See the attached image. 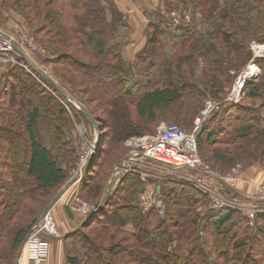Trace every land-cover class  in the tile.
<instances>
[{
    "label": "trees",
    "instance_id": "1",
    "mask_svg": "<svg viewBox=\"0 0 264 264\" xmlns=\"http://www.w3.org/2000/svg\"><path fill=\"white\" fill-rule=\"evenodd\" d=\"M102 1L0 0V19L12 14L20 16L24 20V27L29 28V32L47 49L52 58L62 57L54 61L56 68H66L65 72L81 79L79 83H69L75 93L79 94L78 91L81 90L92 95L93 101L101 103L105 100L104 102L111 107V114L117 112V117L121 116V111L127 110L129 116L132 113L139 121L145 122V128L151 124H158L161 120L167 121L170 117H174L178 125L181 126L182 123L184 125L185 117L181 115L180 109L185 106V100L200 104L205 97V94L198 92L199 86H204L205 89L212 87V93H215L213 96L224 101L226 85L235 82L241 69L253 60L248 43L253 39L264 42V0H225V5L220 4V0H175L182 5L192 4L195 10L198 9L197 11L204 14V23L210 21L212 26V29L206 32L183 28L185 30L180 35L179 48L190 49L193 54L176 59L175 65L172 63L171 66H165L167 69L170 68L168 73H171L175 68L192 65L190 73L193 76L184 75L182 79L185 84L169 82L163 87L156 86L153 89H146L148 84L146 86L140 83L138 89L145 90L133 94L127 89L131 83L128 71L120 63L113 61V57L119 58L117 62L122 59V51L120 55H115L120 46L110 47L112 35L117 36V30L113 29L109 34L103 31L105 27L108 31L118 28L123 21L128 28L127 16L121 9L119 10L113 0H107L109 10L99 6ZM165 1L166 8H171L172 0ZM159 11L155 8L152 11L146 9L145 13L153 14L157 18L155 14ZM253 11L262 13L256 24L248 19ZM214 12L219 13L218 18L222 22L216 24L217 16ZM79 13L81 16L78 15ZM233 13H236L237 20L232 17ZM165 20L160 14L159 21L153 19L143 24L145 34L148 36L147 52L157 49L161 44V38L167 28V20ZM0 29L3 28L0 26ZM210 35L212 40L217 41L216 44L207 45L206 39L208 37L211 40ZM208 55L217 57V62H211ZM199 58L206 67L202 71L200 81L196 78ZM20 61L25 62L24 59ZM218 61L221 64H218ZM254 61L264 71V58ZM222 62L228 64L224 65ZM207 64L217 69L207 71ZM229 70L235 71L236 76L229 75L228 79L222 81L221 78L225 77L223 71ZM104 74L114 81L107 84V81L102 79ZM37 81L33 75L19 67L0 72V161L2 162H0L2 182L0 255L7 251L5 247L8 242L16 258L29 233L42 216L40 214L37 218L33 217L28 227L26 225L21 228L16 225L20 217L18 212L20 213L27 200L35 199L39 192H50L52 195L50 200H53L71 179L70 171L77 162L72 144V127L63 123L62 111L48 116V123L56 122L55 127L54 123L48 124V132L52 136L49 145L47 146L40 139V129L45 128L46 123L39 100L42 97H38L43 88ZM76 84L80 89L75 87ZM31 87L33 91H30ZM215 88H218V91ZM261 96H264V82L248 81L242 98L258 100ZM31 102L34 104L30 107ZM57 103L55 105H58ZM225 104L224 107V103L222 104L220 110L201 129L197 138L201 156L207 162L213 153L219 154L216 153L219 149L214 152L212 148L214 145L237 144L240 145L237 151L249 154L248 157L252 158L250 162H254V158L259 159L258 167L264 171V126L260 124L262 120L260 110L248 108L244 116L237 115L233 120L235 122L229 124L231 127L229 130H226L227 127H219L220 133L224 135L221 139H217L215 132L205 128L218 118H221L220 122L223 123L226 120L231 121L226 112H233L232 109L236 108L234 113L237 114L239 108L237 105ZM129 105L133 106L130 111ZM192 107L189 108L191 112L197 110L196 106ZM90 112L95 118L94 111L90 110ZM121 118H119L121 127L118 129L112 126L111 135L108 133L104 136V129L100 125L103 134L100 138L101 143L104 146L108 143L109 147L106 150L100 148L86 170V178L80 187V193L88 192L87 196H91L90 199L101 198L111 168L119 158L111 160L117 147H122L126 140L143 133L137 124L128 118ZM205 146H208L206 150L212 149L213 152L205 153ZM64 150H67L66 162L72 164L68 168L62 166L61 158ZM250 150L253 152H249ZM221 152L219 158L223 166L237 164L234 156L231 155V150H221ZM206 156H208L207 160ZM228 156L231 161L226 163L225 158ZM215 165L217 166L216 163ZM162 182L164 188L162 194L171 213L181 210L178 216L183 222L180 226L182 232L173 229L174 224L170 216L169 219L161 220L155 207L145 210L141 206V194L145 192L147 185L139 175L128 174L122 179L115 192L107 197L103 208L99 210L102 198L96 204L97 212L90 220L84 222L82 229L91 227L92 224H99L101 234L98 235L99 231L96 229L93 238L92 236L77 238L90 264H112L116 258L118 262H123L122 264H264V215L257 217L253 225L244 216H240V213L232 211L211 212L206 209L201 215L198 211L199 207L201 205L207 207L208 204V200L202 194L179 183ZM71 189L65 195L73 194L75 191L72 195L73 199L77 192ZM183 194L185 197H182ZM182 198L187 202V206H176V202L183 201ZM69 210L76 220L75 213L71 208ZM52 211L54 214V210ZM226 228H228V238L221 235ZM76 236L80 237V234ZM65 239L75 238L69 234ZM159 252L161 256H158ZM212 259L215 263L211 262ZM67 261L69 264H80L78 257L69 256ZM6 263L1 256L0 264Z\"/></svg>",
    "mask_w": 264,
    "mask_h": 264
},
{
    "label": "rangeland",
    "instance_id": "2",
    "mask_svg": "<svg viewBox=\"0 0 264 264\" xmlns=\"http://www.w3.org/2000/svg\"><path fill=\"white\" fill-rule=\"evenodd\" d=\"M116 4V6L119 8V10L121 9L127 16L126 21L128 24V28H126V22L123 21L122 24H120L118 26V28H112L111 30L108 31V28H104L103 31L106 34H109L110 32L113 31V29L117 30V36L113 37L112 35V41L110 44V47L113 48L114 45H119L120 47L117 49V53L115 54L116 56L120 55L121 51H122V59L120 58V61L117 62V60H119V58H114L113 57V61L115 63H120L124 68H126V70L128 71V77L129 80H131L130 84L128 85L127 89L131 90V92L133 94H138L139 92L145 90H139V84L142 83V85H146L148 84L146 89H153L156 86L159 87H163L166 84H169V82L171 83H175V84H185V82H183L182 77L184 75H187L188 77L193 76L192 73H190L191 68L193 67L191 66H186L183 65L181 67H179V69L175 68L173 69V71H171V73H168L170 71V68L167 69L165 66H171L172 63H174V65L176 64L175 60L178 58H184L185 56H189L192 53V51L190 49L185 50L184 48H179L181 45V40H180V35L182 34V31L184 32L185 29L183 28H192L194 31H198V32H206L208 29H212L211 26V22L207 21L206 23H204L203 21V17L205 18L204 14L201 11H197L195 10L196 8H194V6L192 4L189 5H182V4H178L177 1L172 0V7L166 8V4H165V0H113ZM146 1L149 2V5L151 6L150 8H146L144 6V4H146ZM209 1V0H208ZM220 4H224L225 5V0H220ZM99 6L101 7H105L107 10H109V3L107 2V0H103L102 3H99ZM139 8V9H138ZM155 9L160 10L159 13H156L155 15L157 16L154 17L153 14H150L147 16L146 19H144V23H149L150 20H155L159 21L160 20V14L162 12H167L169 17H165V16H161L163 18H165L166 22V33L163 35V37L161 38V44H159L157 46V49L155 50H150L149 52H147L148 50H146L147 46H148V36H146L145 34V30L143 32V34L141 35H136L135 33H132V29L134 28L133 26L135 24H139L137 19V15H143L144 17V11L147 9L148 11H152ZM169 8V10H168ZM138 9V10H137ZM234 12V11H232ZM215 19L217 20V23L222 22L221 19H219L218 17L220 16L219 13L214 12ZM78 15L81 16V14L79 13ZM140 15V16H141ZM173 15H176L173 17ZM262 13L255 12L253 11L252 13H250V15L248 16V19L250 21H252L253 24H256V22L258 21V17L261 16ZM149 17V18H148ZM232 17L237 20L236 17V13L232 14ZM145 18V17H144ZM218 18V19H217ZM164 20V19H163ZM141 24V27L145 28L144 25ZM0 26L4 29H0L1 31L5 32L6 34L10 35L13 39H15L22 47L23 49L29 54L30 58L33 60V62L39 66V68H41L42 70H44L45 72H47L50 76H52L55 81L62 87V91L64 90V92L69 96V98L73 101V103H76L79 106V109L74 108L72 105L69 104L68 100L57 90V88H55L52 84H50L49 82H45L46 80H44L42 77H40L39 75H37L27 64L26 62L21 63L22 61H20V59H23L22 56L15 51V53H0V72H6L9 68H13V67H19L22 68L23 70H25L26 72L30 73L31 75H33L39 82V84H41L43 90L46 92H43V90L40 91V95L38 97H42L40 100L43 110H44V120H45V128L44 127H40V132H41V137L40 139L42 140L43 143H46L47 146L49 145V142L51 141L50 138H52L51 134L48 132V124H52L54 123V127L56 125V122L53 123H48V116L49 114H55L59 111L63 112V123L65 122V125H71L72 129H71V134L73 136L72 139V144H73V150H75L76 155H77V162L75 163V167L70 171L71 176L73 177L81 168L82 166L86 163L89 155L91 152H93V148L96 146V142L98 140L101 141V136H103L102 132L99 131V133L95 130L94 126L92 125V123L90 122V120L83 114V112L80 109V105L85 106L89 112L94 111V115L95 118H97L96 121H98V126L100 128V125L102 126V128L104 129V136L107 135L108 133L110 134V129H112L113 127H117L118 129L121 127V121L119 120V118H128L129 120H131L134 124H137V126L140 128L139 130L142 131V135L139 136H133L131 138H129L128 140H126V142L123 143V146H119L117 147L116 151H115V155L111 157V160L113 159V161L115 160L116 157L118 158V161L116 164H114V166L111 168V172L109 175V178L107 180L106 183V187L105 190L101 196L100 199H102V201L100 199H96V198H92L90 199L91 196H87L88 192H81L80 193V187L83 184L86 175L85 173L82 175L81 180L79 181V183H77L74 187H72L71 191L77 190L76 192L79 194L80 198L86 202L88 205H90V207H96L97 203H99V201H101V203L99 204V206H101L105 203V200L107 199V197L115 192V190L120 186V182L122 181V179H124L128 174H139L140 176H146L145 179L146 181L141 180L147 185V189H145V192H143L141 194V198L143 196H145L146 194H148L149 192H152L153 187H154V192H159L160 196L164 199V195L162 194V181H157L156 179L159 177H164L166 172L164 170L160 169H156V171H152V173H149L145 170H143L142 168H140L138 166V162H135V164L132 165L131 170L134 171V173H131L132 171H129L128 173L124 174L123 176H121L119 179L118 176L117 178H115V174H116V167L121 165L123 163V161H125L127 158H129V155H131L134 151H135V145L136 142H138V140H141L145 137H149V136H156L158 135V133L161 131V128L165 125H169V124H177L178 122L174 119V117H170L169 119H167V121L165 120H161L158 124H151L150 126H146V128L144 127L145 122L139 121L137 119L136 116H134V114H130L128 111H121V116L117 117V112H114V115L111 114V107H109L106 102H101L100 101H93L91 100V96L89 94H86L83 91H78L79 94L75 93L72 89L71 86L69 85L70 82H76L79 83L81 82V79L78 78L77 76H75L72 73H68L65 72L64 69H59L56 68L54 61L59 60L60 58H62L61 56L57 57V58H52L51 55L48 53L47 49L34 37V35H32L31 32H29V28L28 27H24V20L21 19L20 16L17 15H11L8 17H4L0 19ZM140 27V29H142ZM108 31V32H107ZM109 37V35H108ZM138 37H142L144 39V45L141 48V50L138 52V48L139 45L134 44V42H136L135 40L138 39ZM211 40H212V36L210 35ZM210 39H206L207 41V45H214L217 43L216 40H212ZM259 46H264V42H259L257 39H253L251 42L248 43V47L251 50L252 56H253V60H254V56L258 59L260 58H264V57H259L261 56L258 52L256 47ZM128 47H130V50L132 49V55H133V62L130 63V61H128V56L126 50ZM255 48V51H253ZM146 50V51H145ZM145 51V53H144ZM91 54H95L94 52H91ZM74 55V54H73ZM94 56V55H92ZM140 56V57H139ZM209 59L211 62H217V57H213V55H208ZM97 59V58H96ZM139 59V60H137ZM196 59V58H195ZM198 60V68L196 69V73H197V80L200 81V77L202 75V71H204L205 67V63L202 62L203 60L201 58L197 59ZM220 60V59H219ZM252 60V61H253ZM248 62V64L243 67L241 69V71L239 72L237 78L240 76V74L245 71L247 69V67L251 64V62ZM218 61V64H221V62ZM224 63V65L228 64L226 62H222ZM124 64V65H123ZM177 67V66H174ZM217 69V67H210L209 64H207V71H212ZM221 71V69H220ZM225 73V77H222L221 80H226L228 79L227 76L230 75V77H235L236 76V72L229 70V71H223ZM220 75V74H218ZM104 81H107V84H110V82H113L114 80H111L108 75L103 76ZM180 79V81H179ZM182 80V82H181ZM235 80V82H236ZM264 82V71L260 68V77L257 81H255V83H259V82ZM160 82V83H158ZM235 82L231 83L230 85H226L225 90V95H226V99L230 96L233 88H234V84ZM111 84H115L116 83H111ZM73 85V84H72ZM153 86V87H150ZM52 87V88H51ZM76 88L80 89L77 84L75 85ZM212 87L210 88H204V86H199L198 92H201L202 95L205 94V97L203 99V101H201V103H197L194 101H187L185 100V106L182 107L180 109L181 115H183L185 117L184 125L181 124L180 127L188 130L190 128V126L193 124V122L195 121V119L198 117V114H200L204 103H206L209 99H215L218 101H222L219 99H216L215 96H213L215 93H212ZM216 90L218 88H215ZM30 91H33V87H31ZM218 91V90H217ZM116 92V91H115ZM32 93V92H31ZM93 94V93H91ZM198 94V93H197ZM54 99L56 101H54ZM100 100V99H99ZM58 102V105H55V103ZM30 107L32 106V104H34L33 102L30 103ZM226 104L223 105V107ZM191 106H196L197 110L196 111H190V107ZM237 106L239 107L237 109L238 112H236L237 114H235V109H232L233 112H226L228 113L231 121L226 120L225 123L220 122L221 118H218L217 120H215V122L213 124L210 123V125L205 126L206 129L210 130V132H215L217 139H221L224 137L223 134L220 133V128L219 127H227L226 130H229L231 127H229V124L236 118L237 115L239 116H244V112L246 113V110H248V108H252L254 110H260V113L262 115V120H261V125L264 126V96H261L260 99L258 100H251L249 98L243 97L241 99V101L237 104ZM28 107V108H30ZM130 108L132 109L133 106L129 105ZM192 107V108H193ZM225 109V108H224ZM55 112V113H54ZM91 113V112H90ZM175 113H178L175 111ZM240 113V114H239ZM50 115V116H51ZM93 116V115H92ZM94 117V116H93ZM121 118V119H122ZM235 121H233L232 123H234ZM223 123V124H222ZM119 124V126L117 125ZM180 124V123H179ZM248 124V123H247ZM178 125V124H177ZM210 127V128H209ZM204 132H209V131H204ZM111 135V134H110ZM109 142H110V136H109ZM220 143V142H219ZM109 144L107 143V145H103L101 143L100 146L97 147L96 149V153H98V150L100 148H104L106 150V148L108 149ZM244 146V145H241ZM208 146L204 147L205 153L209 152H213L212 149L206 150ZM237 147H240V145L237 144H225V143H220V144H216L214 145L212 148L214 150V152L217 151V149H219V152L217 151L216 153L219 154H215L213 153V155L210 156V159L207 160L208 156H206V160L207 162L204 160L205 163H207L212 170L217 174L220 175L222 177H226L228 178L229 176H231L234 173V170H238L239 171V178L241 180H249V181H254L255 183L259 184L260 182H263V178L261 179V181H259L256 178L250 177L249 174L251 173L252 168L254 169L255 166H260L258 164L259 159L254 158V162H250V160L252 158L248 157L249 154H247L246 152L242 153L237 151ZM245 148V147H244ZM216 150V151H215ZM221 150H231V155L234 156L233 158L237 161V164H233V165H224L221 164L220 162H222L220 160L219 157H221L220 155L222 154ZM203 152V151H202ZM228 152V151H227ZM249 152H253L252 150H250ZM66 154H67V150H64V153L62 154V166L64 168H68V166H72V164L70 162H66ZM200 154V152H199ZM97 155V154H96ZM95 154H93V158H95L96 156ZM201 155V154H200ZM93 160V159H92ZM226 163L227 161H231V159L229 158H225ZM212 161H215V163L217 164V166L215 165V163H213ZM1 162V161H0ZM2 163V162H1ZM0 163V164H1ZM251 169V170H249ZM187 173L183 170L181 171H173L170 173V178L175 177H179V176H186ZM229 175V176H228ZM71 177V178H72ZM104 178V174L102 176ZM101 177V178H102ZM115 178V179H114ZM119 180V181H118ZM119 182V183H117ZM150 182V184L148 183ZM162 182V183H161ZM1 180H0V190H1ZM167 183V182H165ZM162 185V186H161ZM111 186V187H110ZM110 187V189H109ZM164 189V188H163ZM88 190V189H87ZM84 190V191H87ZM238 192L241 193H251V188L245 184H239L237 186L236 189ZM90 192V190H89ZM76 193V194H77ZM75 194V195H76ZM91 194V193H90ZM50 192L46 191V192H39L36 195V198L33 200H27V202L25 203L24 207L22 208V210L20 211V213L18 212V216L19 217V221L16 224L17 226H21L22 227H28V224H30L32 222V220L34 219L33 217L37 218L40 214L43 215V213L45 212V210L47 209V207L49 206V204L51 203L52 200L51 199ZM182 197H185V195L183 194ZM205 197V196H204ZM75 196L73 197V199H71V203H70V208L72 210V207L75 206ZM140 198V199H141ZM206 198V197H205ZM62 200V199H61ZM60 200V201H61ZM66 199H63V201ZM183 201L181 202H176V206H182V207H186L187 206V202L184 201V198H182ZM59 201V202H60ZM58 202V203H59ZM57 203V204H58ZM56 204V206H57ZM164 204H165V216L162 217L160 216L161 220H165V219H169L170 216V220L173 221L174 227L173 229H177L179 233L182 232V228L181 223V217L178 216V213L181 212V210H178L177 208H174V210H178L176 213H171V211L169 210V208L166 205V202L164 200ZM55 206V207H56ZM141 206L143 207L142 203ZM191 206V204H189V207ZM197 207H199L198 205H196ZM54 207V208H55ZM54 208L52 210H54ZM145 210L146 208L143 207ZM101 209V207H99V210ZM206 209L209 210L208 204L207 207L206 206H200L198 211L200 212L201 215H203V213L206 211ZM55 212V210H54ZM97 212V211H96ZM167 213V214H166ZM110 214V213H109ZM190 214V213H189ZM242 214H240L241 216ZM56 216V214H55ZM244 216V215H242ZM57 217V216H56ZM75 217L76 220L71 223L69 222L68 226L61 224L60 221L58 222V218H57V226H58V233H59V238H48V241L50 242L51 245V253H50V257L48 258L46 264H69L67 261V258L69 256L71 257H78L79 258V263L80 264H90V260L88 258H86L85 253L82 250L81 247V243L79 242V240L77 238H93V234L95 233L96 229H98L99 233H97L98 235L101 234V227L98 225H94L92 224L91 227H86V228H80L77 232L76 230L80 227V225L84 222H87L88 220H90V218H84L82 217V215L75 213ZM166 217V218H165ZM245 217V216H244ZM262 217L261 215L258 216ZM42 218V216H41ZM40 218V219H41ZM246 218V217H245ZM256 218V220L258 219ZM247 219V218H246ZM99 226V227H97ZM16 228V227H15ZM131 229V228H130ZM76 232V233H75ZM80 234V237L76 236V234ZM72 234V236L75 239H65V236ZM96 234V233H95ZM75 235V236H74ZM224 236V238H228V228H226L222 234ZM5 244V242H4ZM90 244V243H89ZM6 252L3 255H0V257L2 256L4 258V260L7 262L6 264H19V260L18 257L16 258V256L14 255V252H11L10 250V243H6ZM158 256H161V252L158 253ZM22 257V256H21ZM118 258H116V261H112V264H122L123 262H118L117 261ZM211 262L215 263V260L212 259ZM159 264V263H158Z\"/></svg>",
    "mask_w": 264,
    "mask_h": 264
},
{
    "label": "built area",
    "instance_id": "3",
    "mask_svg": "<svg viewBox=\"0 0 264 264\" xmlns=\"http://www.w3.org/2000/svg\"><path fill=\"white\" fill-rule=\"evenodd\" d=\"M161 14L169 17L166 11ZM256 49L261 55L259 57H264V46L256 47ZM15 51L9 41L0 37V53H15ZM255 59L258 57L254 56ZM254 60L237 78L230 96L224 101L209 99L204 103L200 114L188 130L177 124H169L163 126L158 135L138 140L135 151L116 167L115 178L118 176L117 179H119L132 171L131 167L135 162H138V166L149 173L156 169H160L161 172L164 170L165 176L157 178L156 182L169 181L188 186L206 197L209 211L237 212L244 215L253 225L259 215H264V180L259 184L254 181L241 180L238 170H234L228 178L217 175L199 154L197 138L203 125L220 110L223 103L237 105L242 99L247 82H255L259 79L260 68ZM95 148L97 149L96 146ZM96 149L95 155L97 154ZM181 170L187 175L170 178L171 172ZM140 177L146 181V176ZM239 184L249 186L251 193L238 192L236 189ZM74 199L76 203L72 207V212L84 218H90L98 210V207H90L84 202L78 193ZM141 203L146 209L155 207L160 216H165L164 199L158 191L154 192L153 189L152 192L143 196ZM48 238H59L58 226L52 210L47 212L29 233L21 249L22 257L19 264H46L50 256Z\"/></svg>",
    "mask_w": 264,
    "mask_h": 264
},
{
    "label": "water",
    "instance_id": "4",
    "mask_svg": "<svg viewBox=\"0 0 264 264\" xmlns=\"http://www.w3.org/2000/svg\"><path fill=\"white\" fill-rule=\"evenodd\" d=\"M0 37H2L3 39L9 41L13 45L14 49L16 50V52H18L22 56V58L25 60L26 64L34 72H36L44 80H46L47 82L52 84L55 88H57V90L60 93H62V87L55 81V79L52 76H50L47 72H45L44 70L39 68V66H37L33 62V60L30 58L29 54L23 49V47L15 39H13L10 35L6 34L5 32H3L1 30H0ZM79 105H80V109L83 112V114L90 120V122L94 126L95 130L99 133L100 128H99L98 123L95 120V118L92 116V114L89 112V110L85 106H83L81 104H79ZM100 145H101V141L98 140L96 142V147H98ZM92 159H93V157H88L86 163L82 166V168L63 186V188L58 192V194L54 197V199L51 201V203L49 204V206L47 207V209L43 213L42 218L44 217V215L47 212H49L50 210H52L56 206V204L65 196V194L72 187H74L78 183V181L81 179L82 175L86 172L87 168L89 167L90 163L92 162ZM110 187H109V189H110ZM100 207L102 209L103 208V204ZM83 226H84V223H82L80 225V227L76 230V232L80 228H82ZM21 256H22V250H21L20 254L18 255V260L21 259Z\"/></svg>",
    "mask_w": 264,
    "mask_h": 264
},
{
    "label": "crops",
    "instance_id": "5",
    "mask_svg": "<svg viewBox=\"0 0 264 264\" xmlns=\"http://www.w3.org/2000/svg\"><path fill=\"white\" fill-rule=\"evenodd\" d=\"M144 6L146 8H150L151 9V6L149 5V2H147V1H146V4H144ZM144 13H145V11H144ZM136 15H137V19L136 20L138 21L139 24H135L133 26L134 28L132 29V33L136 32V35H140V34L142 35L144 30H145V28L141 27V24L144 23V21H145L144 19H146L148 15H147V13L144 14L145 18L141 14H140L141 16L138 15V14H136ZM140 27L142 29H140ZM133 31H135V32H133ZM135 41L136 42H134V44L139 45V48L137 49L138 52H139L141 50V48L143 47V45H144V39L142 37H138V39L135 40ZM124 51H126V53H127L128 61H130V63H132L133 62V55L131 53L132 49L130 50V47H128ZM249 170H251V169H249ZM251 173L252 174H249L250 177L256 178L259 181H261V178L264 179V176H263L264 175V171H262V169L260 167H258V166L254 167V169L252 168ZM74 192H73V194H74ZM73 194L69 193V194L65 195L62 198V200L57 204V206L54 208V210H55L54 214H56V216H57V217L55 216L56 221H57V218H58L59 219L58 222L60 221L61 224L64 223V225H66V226L69 225L68 224L69 222L73 223L75 221V218H74L73 214L69 210L70 202H71ZM63 199H66V200L63 201ZM58 222H57V224H58ZM50 253H51V250H50Z\"/></svg>",
    "mask_w": 264,
    "mask_h": 264
},
{
    "label": "bare ground",
    "instance_id": "6",
    "mask_svg": "<svg viewBox=\"0 0 264 264\" xmlns=\"http://www.w3.org/2000/svg\"><path fill=\"white\" fill-rule=\"evenodd\" d=\"M69 102L70 105H72L74 108L79 109V106L76 103H73V101L69 98V96L64 92V90L61 93ZM95 147L93 148V152L90 153L89 157H93L92 155L95 154Z\"/></svg>",
    "mask_w": 264,
    "mask_h": 264
}]
</instances>
